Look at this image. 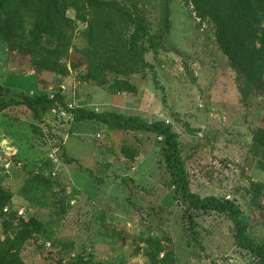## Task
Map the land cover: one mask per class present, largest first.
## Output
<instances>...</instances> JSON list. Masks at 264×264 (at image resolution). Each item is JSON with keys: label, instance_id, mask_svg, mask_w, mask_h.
Listing matches in <instances>:
<instances>
[{"label": "rangeland", "instance_id": "1", "mask_svg": "<svg viewBox=\"0 0 264 264\" xmlns=\"http://www.w3.org/2000/svg\"><path fill=\"white\" fill-rule=\"evenodd\" d=\"M114 1L145 17L156 46L145 53L151 67L121 75L131 90L84 80L66 58L64 75L37 71L0 39V103L60 93L76 109L164 120L178 134L191 190L234 201L247 234L264 243V152L254 146L264 94L244 104L214 23L197 16L191 0ZM67 15L74 19L75 11ZM85 28L77 24L74 47L87 46ZM36 112L13 103L0 112V183L11 195L0 218V255L15 253L23 264L78 256L152 264L151 246L160 258L173 252L177 264H263L237 246L227 215L194 210L181 197L155 134ZM38 174L51 175L52 186L28 185ZM30 218L40 232L20 241Z\"/></svg>", "mask_w": 264, "mask_h": 264}, {"label": "trees", "instance_id": "2", "mask_svg": "<svg viewBox=\"0 0 264 264\" xmlns=\"http://www.w3.org/2000/svg\"><path fill=\"white\" fill-rule=\"evenodd\" d=\"M191 1L197 16L209 18L214 23L216 39L235 70L244 104H248L252 96L264 94V0ZM70 9L75 11L74 19L67 15ZM79 22L86 24L84 36L87 46L81 48L72 45L73 31ZM0 39L7 42L13 51H19L20 62L30 63L37 71L64 75L68 68L62 59L66 58L73 69L80 70L84 80L102 85L113 84L124 90H131L132 86L120 78L121 75H133L135 66L151 67L145 53L148 48H156L145 17L114 0H0ZM12 103L23 104L35 112L66 105L60 93L53 96L39 93L21 101L3 100L0 112ZM72 112L73 117L99 120L111 128L155 134L164 163L172 174V183L181 197L194 210L227 215L234 225L237 246L264 264V243L252 240L247 234L240 207L226 198L202 197L191 190L178 134L170 124L164 120L149 121L116 111L74 108ZM254 146L264 152V129L255 133ZM50 176L38 174L35 180L27 183L35 188L52 186ZM10 200L9 191L0 183V218L6 216L4 209ZM60 207V213L64 214L66 210L62 201ZM21 226L22 230L16 234L20 241L32 237L41 229V223L34 218L22 221ZM149 247L147 255L152 264H177L173 252L165 251L160 258L158 250ZM58 263L62 264L61 259ZM0 264L23 263L15 253L3 251ZM67 264L95 263L92 256H78Z\"/></svg>", "mask_w": 264, "mask_h": 264}, {"label": "built area", "instance_id": "3", "mask_svg": "<svg viewBox=\"0 0 264 264\" xmlns=\"http://www.w3.org/2000/svg\"><path fill=\"white\" fill-rule=\"evenodd\" d=\"M73 110H74V106L71 104L55 105L50 109V114L61 120L68 121L73 117V112H72ZM54 161L57 162L56 159ZM7 167H9V165H6V168ZM4 210L8 211V208L6 207Z\"/></svg>", "mask_w": 264, "mask_h": 264}, {"label": "water", "instance_id": "4", "mask_svg": "<svg viewBox=\"0 0 264 264\" xmlns=\"http://www.w3.org/2000/svg\"><path fill=\"white\" fill-rule=\"evenodd\" d=\"M1 146L4 147V149L10 148V145L8 146V144H5L4 142L1 143Z\"/></svg>", "mask_w": 264, "mask_h": 264}]
</instances>
